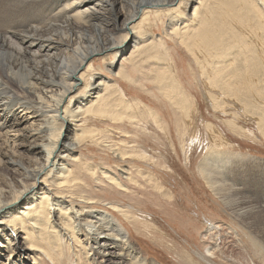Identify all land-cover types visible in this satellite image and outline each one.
Returning <instances> with one entry per match:
<instances>
[{"label":"rangeland","instance_id":"374dc122","mask_svg":"<svg viewBox=\"0 0 264 264\" xmlns=\"http://www.w3.org/2000/svg\"><path fill=\"white\" fill-rule=\"evenodd\" d=\"M124 1L126 4L130 2L120 0L119 3ZM141 1L145 0H133L135 5L129 4L131 9H135L133 15ZM153 1L161 0H147ZM1 3H4L3 0ZM177 4L172 6L173 9L178 8ZM200 4L203 6L200 7ZM163 7L143 6L139 9L150 11L147 17L151 27H148V34L141 45L145 48L133 58L131 56L139 37L132 34L129 26L120 30L125 19L124 15L121 16L117 31H112L117 38L130 34L124 49L119 53L112 51L96 55L92 61L96 69L91 80L96 82L94 88L81 83L67 99L65 106H69V112L73 114L78 111L79 100L87 98L85 102L89 100L91 104L99 93L109 98L114 107L115 104L120 106V100H123L132 108L123 105L118 108L119 115L123 113L122 123H114L106 117L83 116L75 121L68 117L65 125L71 126V130H95L96 137L75 145L69 153L58 148L59 158L52 168L55 172L69 169L77 176L79 184L73 190L51 188V198L65 202V206H72V212L82 209L85 213L113 215L132 245L150 264H207L197 253L207 255L210 249L216 254L218 264H263L252 260L243 245L244 239L235 233H240V227L235 223H240V219L235 218L215 197L199 169L204 158L215 151L236 153L264 162V11L258 0H197L188 6L184 17L177 19L183 22H179L180 32L175 34L176 25L173 26L175 22H171L170 18L176 16L170 17L168 13L157 16V11L169 9ZM197 9L199 12L194 20L192 16ZM5 17L3 12L0 27L6 26V23L12 26ZM100 21L101 26L110 25L109 28L113 29L115 14H107ZM140 21L134 25L138 27ZM206 32L215 39L212 48L215 61L206 47L196 46L193 42ZM93 34L101 39L97 30ZM227 48L230 49L228 54ZM169 61L170 71L177 76L182 90L189 93L190 102H194L190 103L191 106H198L194 112V124L192 122L188 129L178 114L181 111L175 112L177 109L171 105L166 91L161 90L163 82L159 77L169 72ZM121 71L124 75L120 74ZM102 80L108 82L110 88L107 91L104 86L96 87ZM210 94L224 103L218 111L211 104L212 98L208 99ZM12 112L22 123L18 132L11 134L17 140L16 144L10 141L12 148L9 147V155L13 152L24 160L33 157L43 159L47 156L48 143L38 140L35 136L38 132L34 131L41 121L37 118L28 120L27 114L16 109ZM153 114L160 116L159 124ZM209 124L214 126V132L208 129ZM44 127L51 130L50 126ZM51 131L53 133L54 128ZM71 132L63 133L64 142L73 140L74 130ZM224 143L228 146L211 151L216 144ZM125 152L129 155L122 160L117 154ZM1 167L0 191L4 195L22 191L24 185L19 172L6 164ZM111 179L121 186L113 184ZM261 183L264 184V180ZM40 193L38 188L31 195L38 199ZM261 195H264V188ZM89 201L94 203L89 205ZM112 205L128 211V219L122 212L115 213ZM22 209L23 206H20L18 211ZM2 219L0 217V223ZM44 227H38L35 236ZM212 231L219 233L213 240ZM43 234L55 243L52 229L42 231L40 236ZM25 238V233L19 232L17 241L29 246ZM76 238L82 241L80 236L76 235ZM67 243L64 242L63 250L54 245L53 250L64 254L55 256L53 262L43 250L40 252L38 249L35 251L39 252L35 253L39 257L32 255L29 262L33 263L32 259L36 256L38 264H87L83 243V246L81 243L75 246L72 241L71 248Z\"/></svg>","mask_w":264,"mask_h":264},{"label":"bare ground","instance_id":"6f19581e","mask_svg":"<svg viewBox=\"0 0 264 264\" xmlns=\"http://www.w3.org/2000/svg\"><path fill=\"white\" fill-rule=\"evenodd\" d=\"M119 1L3 0L4 3H1L0 0V15L4 12L5 18L12 25L9 26L6 23V26L0 27V166L6 164V166L13 167L16 173L19 172L24 185L22 191L10 190L9 195H4L0 191V217L3 218L0 223V264H38L36 253L39 251H35L37 249L40 252L43 250V253L53 262L55 256L60 257L64 254L53 250L54 245L56 244L63 250L66 245H64L65 241L68 242L67 245L70 248L73 247L72 241L75 246H77L76 243L84 245L82 250L87 264H150L143 258L139 249L132 245L129 236L116 223L113 215L109 216L105 212L85 213L82 209L72 212L74 210L72 206H65V202L51 198V188L73 190L79 184L77 176L69 169L64 167L66 171L62 169L55 172L52 168L53 163L59 158L58 148H63L66 153H69L75 145L96 137L95 130L80 129L81 132L71 130V126L65 125L68 117L74 121L83 116L96 119L106 117L114 123H122L123 113L121 112L120 116L118 108H122V105L125 108H132V105L124 103L123 100H120V106L115 104L114 107L109 103V98L106 99L102 93L95 96V101L91 104L89 100H87L88 103L85 102L87 98L79 100L78 111L74 114L69 112V106H65L67 99L81 83L86 87L94 88L96 82H91L96 70L92 62L94 57L112 51L119 53V50L122 51L128 39L131 38L129 33L120 38L115 37V32L113 33L112 30L117 31L119 18L125 16L120 30L123 31L129 26L132 34L139 37L131 56L133 58L145 48L141 45L148 34V27H151L149 17H147L150 11L146 9L139 11L141 7H169L167 11L159 10L156 13L159 17L166 13L170 17L176 16V18H170L171 22H175L173 26L176 25V27L173 33L176 34L180 32L179 22L181 21L177 19L184 17L188 6L197 0L153 2L145 0L141 1L135 15H133L135 9H131L130 6L135 5L133 0H130L128 4L125 1L120 4ZM258 1L264 11V0ZM177 2L178 8L173 9L172 6ZM128 5L130 6L129 15ZM202 6L203 4H200V7ZM198 12L199 9L192 16L194 20ZM111 13L115 14V27L112 29L109 28L110 25L101 26L102 21L100 20L105 19V16ZM140 19L136 27L137 25L134 24ZM94 30L101 33V39L94 37ZM214 40V37L206 32L201 38H195L193 42L196 46L206 47L210 53L209 56L215 61L212 49ZM226 52L228 54L230 49L227 48ZM167 69L169 72L159 77L163 82L160 84L161 90L166 91L171 105L177 109L175 112L181 111L178 114L182 118V123L186 128H190L191 123L194 124V112L198 106L197 104L191 106L194 102H190L189 93L182 90L177 76L170 71L171 62L168 63ZM120 74L124 75V72L121 71ZM256 79L258 80L257 77ZM97 85L98 88L104 86L106 91L110 88L108 82L103 80ZM120 95L118 94L119 97L125 98L124 95ZM256 96L259 95L256 94ZM210 97L211 94L208 99ZM211 98L212 106L218 111L224 103L220 99ZM13 109L27 114L28 120L37 118L41 121L34 131L38 132L35 135L38 140H45V143H48L46 145L47 156L43 159L33 157L24 160L13 152L9 155L10 141L13 140L16 144L17 140V137H11V134L18 132L17 129L22 123L13 114ZM153 118L159 124L160 116L153 114ZM44 126H50L51 130L54 128L53 133ZM208 129L214 132V126L210 124ZM68 130L72 132L74 130V134L73 140L66 143L63 133ZM41 134L45 135L41 136ZM225 146L228 145L216 144L211 151ZM117 155L125 160V156L129 154L125 152ZM199 171L215 197L234 214L235 218L240 219V223L235 222L240 227V233H235L239 238L244 239L243 245L247 248V252L249 251L248 254L251 255L252 260H258L264 264V195H261L264 188L261 186L264 185L261 183V180H264V162L247 159L236 153L226 154L222 151H215L210 152L204 158ZM41 178L43 182H40ZM111 180L116 186H121L115 179ZM38 188L41 196L37 199L31 194ZM93 203L89 201L87 204ZM20 206H23L22 211H18ZM111 207L115 213L122 212V215L128 219V211L120 210L115 205ZM43 226L46 229L44 227L38 230L39 234L35 236L36 229ZM51 229L55 243L45 234L40 236L42 231L47 232ZM19 232L25 233L29 246L17 241ZM76 235L80 236L82 241L78 240ZM218 235V232L212 231V240ZM211 250L207 251V255L197 253V256L207 264H218L215 260L216 254L211 253ZM32 255L36 256L32 259L34 262L30 263L29 259Z\"/></svg>","mask_w":264,"mask_h":264}]
</instances>
